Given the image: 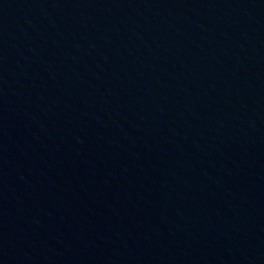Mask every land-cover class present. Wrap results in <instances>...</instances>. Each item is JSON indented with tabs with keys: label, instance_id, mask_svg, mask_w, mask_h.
<instances>
[{
	"label": "water",
	"instance_id": "95a60500",
	"mask_svg": "<svg viewBox=\"0 0 264 264\" xmlns=\"http://www.w3.org/2000/svg\"><path fill=\"white\" fill-rule=\"evenodd\" d=\"M0 264H264V0H0Z\"/></svg>",
	"mask_w": 264,
	"mask_h": 264
}]
</instances>
